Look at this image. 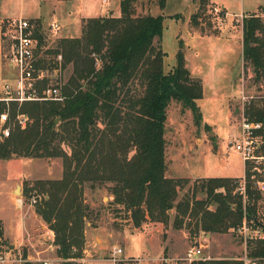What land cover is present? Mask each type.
Masks as SVG:
<instances>
[{
	"label": "trees",
	"instance_id": "1",
	"mask_svg": "<svg viewBox=\"0 0 264 264\" xmlns=\"http://www.w3.org/2000/svg\"><path fill=\"white\" fill-rule=\"evenodd\" d=\"M138 1L120 0V15L83 18L80 35L59 37L48 48L42 22L34 18L39 22L35 31L39 64L52 73L59 70L44 83L54 81L60 96L20 106L28 123L15 124L10 136L0 137V158L62 157L63 175L39 179L34 186L35 210L54 231L62 264H82L91 215L86 187L106 183L113 201L124 205L136 227L154 221L188 227L191 233L235 232L244 219L251 229L260 226L262 235L246 236L245 254L264 264V196L247 166L244 193L235 176H206L191 183L190 177L168 174L170 103L175 100L190 109L200 125L203 112L198 99L204 87L188 67L182 40L176 63L165 70L167 51L161 39L166 14L139 13ZM157 1L163 10L166 0ZM200 1L201 10L191 16L195 25L210 2ZM242 60L254 80L264 78V16L258 12L242 18ZM68 67L72 70L65 77ZM4 107L0 103V112ZM16 112L13 105L12 117ZM242 115L264 123V96L247 95ZM205 126L211 129L210 124ZM3 233L0 219V237ZM194 263L244 264L241 258L225 256Z\"/></svg>",
	"mask_w": 264,
	"mask_h": 264
},
{
	"label": "rangeland",
	"instance_id": "2",
	"mask_svg": "<svg viewBox=\"0 0 264 264\" xmlns=\"http://www.w3.org/2000/svg\"><path fill=\"white\" fill-rule=\"evenodd\" d=\"M67 2L0 0V14L27 18L41 16L39 19L47 42L44 48H48L62 37L60 29L49 30L48 24L53 20L52 17L61 22L68 21L79 7L85 9L84 13L95 15L105 11L104 8L100 10L101 0H88L87 7L82 0H77L72 6ZM200 4V0H168L162 11L169 14L164 20L161 39L167 51L165 70L168 71L176 63L179 41L182 40L188 67L194 76L202 80L204 87V94L198 99L203 112L200 125L196 123L192 111L183 108L180 102L173 100L168 109V174L190 177L191 183L196 178L211 175L242 176L243 161L230 147L229 140L237 132L242 118V95L255 98L264 96V78L254 80L249 67L243 66L244 15L226 17L210 1L200 15V24L195 25L191 16L200 9ZM113 8L115 12L120 11L119 0ZM160 8L157 0L138 1L139 13H155ZM77 23V20L73 21L63 31L74 30ZM71 70V67L66 69L65 77ZM205 123L210 124L211 129ZM21 172L26 175L19 182L20 192L15 193L19 197L23 195L22 206L33 217L34 229L31 227V230L34 233L31 236L27 234L26 239L18 243L4 237L9 244V261L0 264H62L63 259L57 255L56 245L52 243L53 232L41 217V220L35 217L32 199L33 195H38L34 187L37 180L63 175L62 157H28L13 159L10 163L0 160V186ZM109 185L86 187L85 196L91 207V215L86 221V244L84 256L80 259L82 264H195L184 258L187 249L194 245L202 246V255L205 257L219 255L239 258L245 255V237L233 230L208 233L200 230L191 233L188 227L175 228L171 222L163 224L154 221H148L140 227L134 226L130 212L124 205L113 201ZM27 190L33 191V195H28ZM261 202L264 204V199ZM148 223H151L150 226ZM17 227L21 230L22 224L18 223ZM118 247L123 248V252H116Z\"/></svg>",
	"mask_w": 264,
	"mask_h": 264
},
{
	"label": "built area",
	"instance_id": "3",
	"mask_svg": "<svg viewBox=\"0 0 264 264\" xmlns=\"http://www.w3.org/2000/svg\"><path fill=\"white\" fill-rule=\"evenodd\" d=\"M108 2V0H102ZM216 8V7H215ZM39 22L34 18L27 17H5L0 18V68L3 63L8 67V72L3 75L0 69V103L5 107L0 112V137L11 135L15 124L25 127L28 123V114L20 111V106L27 101L55 99L60 96V88L51 81L44 83L45 78L53 77L59 72L55 68L50 72L39 64L40 53H38V39L35 31ZM49 30L61 29V23L53 19L48 24ZM62 55H58L61 59ZM243 99L247 95H242ZM17 105V112L12 117V107ZM230 147L236 151L247 168L254 186L264 192V123L261 120H251L242 115L237 132L229 140ZM238 189L244 193L245 173L236 180ZM33 202L36 197L33 195ZM18 201L22 204L23 199ZM34 204V203H33ZM235 232L243 235H262L260 226L250 228L245 219L241 225L235 228ZM8 243L0 237V262L9 261ZM116 252H122L118 247ZM185 259L192 262L208 258L202 255V246H191L187 249ZM244 264H256L249 257H239ZM168 264V262H167Z\"/></svg>",
	"mask_w": 264,
	"mask_h": 264
},
{
	"label": "crops",
	"instance_id": "4",
	"mask_svg": "<svg viewBox=\"0 0 264 264\" xmlns=\"http://www.w3.org/2000/svg\"><path fill=\"white\" fill-rule=\"evenodd\" d=\"M66 1H69L67 3L72 6V5H75V2L77 0H66ZM82 1L85 7L89 5L88 0H82ZM210 1L213 4H215V6L222 8L224 10V14L226 17H231L235 15L242 16L249 12H258L262 16H264V0H210ZM117 2L118 0H108V2L105 3L101 0L102 5H101L100 10L104 8L105 11H100V13H98L97 15L93 13H84L85 9L83 7H79L78 11L73 13L72 18L69 19L68 21L61 22L59 19L55 17H52V18L57 19L61 23L60 33L62 36H76V35H80L82 32L83 18L85 17L107 15V14L120 15L121 9L119 12H115L113 8V5H115V3ZM167 2L168 0H166V5H167ZM162 11L163 10L160 8L159 11L155 13L157 14ZM166 15H169V14H166ZM5 17H14V16L0 14V18H5ZM40 17L41 16L37 15L34 17H30V18H40ZM76 20L78 21V23L76 26L73 27L74 30L72 29V31L71 30L63 31L64 28L70 27L73 21H76ZM6 67L7 65L5 63L1 65L0 69L3 75H6ZM23 158H28V157L20 156V157H12L9 159L0 158V160L9 161L10 163L11 160L13 159L20 160ZM25 175L26 174L23 172L15 174V176L12 178L11 181L5 182L2 186H0V219L3 222V229H4V233L2 237L3 239H5L4 237L12 238L13 240H15L16 243H18L17 241L19 240L24 241L27 237L26 236L27 234L31 236V234L34 233V230H31V227L34 229V223L31 220L32 215H28V213H26L22 204L18 201L19 198H23L22 197L23 195L19 197V196H16V193H15L17 186L20 185L19 184L20 180L24 178ZM34 215L35 217L38 218V220H41L42 217L36 211H34ZM18 223L22 224L21 230L18 229L17 227ZM149 224L151 223H148V226H150ZM49 229L53 232L52 239L54 240V231L50 227ZM10 245L13 246L14 243H11ZM211 257H223V256H219V255L218 256H208V258H211ZM167 259L168 258H166V260Z\"/></svg>",
	"mask_w": 264,
	"mask_h": 264
},
{
	"label": "water",
	"instance_id": "5",
	"mask_svg": "<svg viewBox=\"0 0 264 264\" xmlns=\"http://www.w3.org/2000/svg\"><path fill=\"white\" fill-rule=\"evenodd\" d=\"M20 187H21V186L18 185L17 188H16V191H19V192H20Z\"/></svg>",
	"mask_w": 264,
	"mask_h": 264
}]
</instances>
